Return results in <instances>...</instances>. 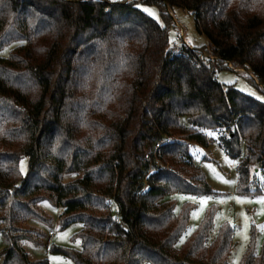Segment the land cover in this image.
<instances>
[{"label": "trees", "instance_id": "1", "mask_svg": "<svg viewBox=\"0 0 264 264\" xmlns=\"http://www.w3.org/2000/svg\"><path fill=\"white\" fill-rule=\"evenodd\" d=\"M175 9L194 17L206 47L174 52ZM12 44L0 58L2 264H48L19 245L42 244L22 226L50 222L45 200L63 209L61 229L81 227L80 251L51 248L75 264H229L232 229L208 241L213 211L177 247L193 207L176 213L166 197L212 193L190 153L214 142L204 130H224L218 144L233 159L245 143L237 192L264 194V100L216 77L243 70L264 93V0H0V48ZM241 264H264L254 240Z\"/></svg>", "mask_w": 264, "mask_h": 264}, {"label": "rangeland", "instance_id": "2", "mask_svg": "<svg viewBox=\"0 0 264 264\" xmlns=\"http://www.w3.org/2000/svg\"><path fill=\"white\" fill-rule=\"evenodd\" d=\"M108 1L118 3L124 0ZM140 8L150 18L163 24L160 11L157 7L141 5ZM170 14L174 22L168 28L169 41L174 46V52L179 50V46L182 43L196 49H202L208 45L207 39L198 33L194 17L190 13L175 9ZM14 46L15 44H12L0 48V58H8ZM248 76V72L236 69L235 71H220L216 77L222 86H234L244 94L258 100H264L262 89L251 83ZM180 123L183 127H189L186 117H182ZM203 133L214 142L208 148L193 144L191 145L190 153L193 157L194 165L204 174L207 183L212 189V193L202 196L179 193L166 197V200L175 201L176 213L180 212L186 205L193 207L188 227L180 237L177 247H180L186 238L197 230L205 215L213 211L208 241L211 242L216 238L222 226L226 225L232 229L233 252L229 259V264H241V260L252 240H254L256 255L264 257V230H262L264 229V204L259 202L261 199H264V194L240 195L237 192V167L246 156V145L242 142L240 158L233 159L218 144L219 137L225 133L224 130H204ZM256 169L257 167L252 168V175L256 172ZM27 170L28 158H23L20 162V171L25 175ZM80 177H82L81 174L67 175L64 178V182H72ZM201 201H204V203H201ZM39 208L50 219V222H42L32 218L22 227L24 229H37L43 235L42 244L36 245L30 240L22 239L19 241V245L33 262L47 260L48 264H75L71 258L54 253L51 251V248L59 247L67 251H80V240L75 238V235L80 231V225L73 224L66 229H61L60 215L63 213L62 208L55 207L48 200L40 202ZM0 227H2L1 223ZM50 232L53 235L50 236ZM7 246V239L0 233V253ZM2 262L3 259L0 257V264Z\"/></svg>", "mask_w": 264, "mask_h": 264}, {"label": "snow or ice", "instance_id": "3", "mask_svg": "<svg viewBox=\"0 0 264 264\" xmlns=\"http://www.w3.org/2000/svg\"><path fill=\"white\" fill-rule=\"evenodd\" d=\"M190 199H194V198H190ZM259 202L261 204H264V199H261ZM201 203H204V201H201ZM245 227H247V225H245ZM262 230H264V229H262ZM245 239H247V237H245Z\"/></svg>", "mask_w": 264, "mask_h": 264}, {"label": "built area", "instance_id": "4", "mask_svg": "<svg viewBox=\"0 0 264 264\" xmlns=\"http://www.w3.org/2000/svg\"><path fill=\"white\" fill-rule=\"evenodd\" d=\"M49 235L51 236V235H53V233H52V232H50V234H49Z\"/></svg>", "mask_w": 264, "mask_h": 264}]
</instances>
